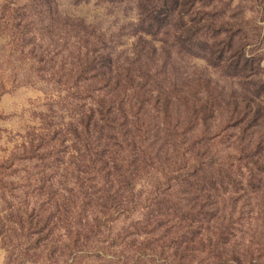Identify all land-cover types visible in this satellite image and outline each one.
Listing matches in <instances>:
<instances>
[{
    "label": "trees",
    "instance_id": "1",
    "mask_svg": "<svg viewBox=\"0 0 264 264\" xmlns=\"http://www.w3.org/2000/svg\"><path fill=\"white\" fill-rule=\"evenodd\" d=\"M100 1L134 4L130 45L61 17L53 0H4L1 16L16 37L38 21L59 68L68 66L60 85L78 100L66 129L50 123L22 143L18 158L38 162L20 186L16 224L24 238L53 240L63 229L72 251L80 241L112 237L113 215L141 210L144 241L130 244L133 252L260 264L264 99L247 82L212 81L192 60L249 77L260 66L249 49L264 44V0ZM232 138L225 155L220 145ZM244 220L257 225L256 244L242 250Z\"/></svg>",
    "mask_w": 264,
    "mask_h": 264
},
{
    "label": "rangeland",
    "instance_id": "2",
    "mask_svg": "<svg viewBox=\"0 0 264 264\" xmlns=\"http://www.w3.org/2000/svg\"><path fill=\"white\" fill-rule=\"evenodd\" d=\"M53 3L61 17L79 19L114 35L116 42L130 45L132 39L128 28L136 14L132 2L53 0ZM3 4L4 0H0V264H194L172 256L160 258L133 252L135 246L129 245L134 243L137 248L144 241L139 236L142 229L137 225L142 218L141 210L113 215L116 221L112 225V237L101 235L96 237L97 241L92 239L88 244L80 241V246L72 251L63 229L52 234L53 240L24 238V231L16 224L25 200L20 186L28 181L26 176L31 175L29 170L38 162L18 158H23L20 155L22 143L27 135L36 133L38 128L47 127L50 123L52 127L66 129L71 122V111H78L73 105L78 100L72 99L69 90L60 85V81H67L63 73L67 72L68 66L64 64L59 68L60 56L53 52L44 31L42 35L36 31L38 21L30 20L32 23L28 24V28H21V34L16 37L11 23L1 16ZM247 15L249 19L254 16L250 13ZM20 24L23 26V23ZM259 25L262 35L264 23ZM123 45L119 48H124ZM249 50L252 56L258 57L260 66L253 70L258 73L252 72L244 79L227 76L201 58L192 62L198 68H203L212 81L225 86L230 83L238 85V81L247 82L250 90L264 99V44L250 47ZM233 140L220 145L223 154L232 149ZM11 154H15L17 159L13 158L6 165ZM61 172L62 168L58 169V174ZM145 189H149V185ZM254 223L253 220L250 224L244 220L240 226L248 231L242 250L255 247L256 242L250 237L253 228L257 227ZM259 263L264 264L263 256Z\"/></svg>",
    "mask_w": 264,
    "mask_h": 264
}]
</instances>
